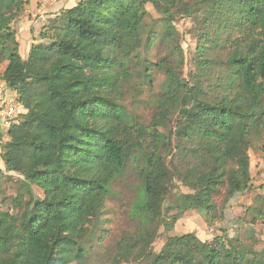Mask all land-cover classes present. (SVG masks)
<instances>
[{"label":"trees","instance_id":"trees-1","mask_svg":"<svg viewBox=\"0 0 264 264\" xmlns=\"http://www.w3.org/2000/svg\"><path fill=\"white\" fill-rule=\"evenodd\" d=\"M27 3L0 0V79L26 107L1 143L6 170L21 180L3 200L9 208L0 207V264L87 260L110 186L136 151L146 153L139 206L147 226L122 235L111 264H264V251L237 237L173 234L154 250L162 226L172 231L194 209L217 220L219 198L225 208L251 187L255 140L264 151V0H81L50 19L23 58L13 23ZM148 4L163 17L160 36L147 24ZM184 17L195 22L191 80L182 76L186 56L175 27ZM159 40L171 51L156 63L166 81L146 125L119 95L132 58ZM215 76L211 98L203 79ZM178 182L192 192L167 206Z\"/></svg>","mask_w":264,"mask_h":264},{"label":"rangeland","instance_id":"rangeland-1","mask_svg":"<svg viewBox=\"0 0 264 264\" xmlns=\"http://www.w3.org/2000/svg\"><path fill=\"white\" fill-rule=\"evenodd\" d=\"M147 9L149 12L146 19L147 24L152 29L154 36H160L164 27L163 17L152 4H148ZM43 13L45 14L44 9ZM175 27L178 30V38L186 56L182 76L185 80H191L196 71L194 56L197 40L191 32L195 27V22L190 17L179 18L175 22ZM170 51L171 48L166 43H160L159 40L152 48L147 47L140 50L139 57H133L131 60L132 76L121 89L119 102L141 124H150L158 113V99L164 91L166 74L156 63L162 58L169 57ZM139 59L145 61L140 62ZM1 68L3 65L0 66ZM203 80L204 87L210 91V97L213 98V91L218 88V76L211 80ZM170 129H174V122L168 126L167 131ZM2 130L7 129L0 128L3 137ZM6 141L7 137L5 136L0 140V152L2 151L1 143ZM261 149L262 142L255 140L250 150L251 187L242 194H236L225 208L222 203L223 199H218V203L223 208L222 217L211 220L203 211L189 210L183 214L172 231H165L163 226L160 228V234L154 243V250L160 251L169 235L194 232L201 239H213L216 236L237 237L245 247H251L259 252L264 251V151ZM145 155L144 151L134 152L124 172L111 184L102 217L93 229L94 236L86 245L88 259L81 264H111L112 256L116 252V245L122 235L125 232H135L139 227L147 224L145 212L139 206L143 191L140 170L145 165ZM0 168L6 174V177L2 178L0 182V207L7 209L9 205L3 200L17 192L21 176L6 170L1 155ZM36 191L37 196H43L42 189L36 187ZM189 192L192 190L188 186L178 182L176 190L169 195L166 205L174 207L177 203L178 193ZM176 211L172 208L171 215Z\"/></svg>","mask_w":264,"mask_h":264},{"label":"crops","instance_id":"crops-1","mask_svg":"<svg viewBox=\"0 0 264 264\" xmlns=\"http://www.w3.org/2000/svg\"><path fill=\"white\" fill-rule=\"evenodd\" d=\"M27 1L28 3L23 15L13 23L14 28H16L18 32V40L20 43L19 52L23 58H27L32 45L40 41V33L43 26L46 25L50 19L59 16L63 10L75 6L80 0ZM43 9L45 14H42ZM1 132H3V137H7L8 140L7 131L2 130Z\"/></svg>","mask_w":264,"mask_h":264},{"label":"built area","instance_id":"built-area-1","mask_svg":"<svg viewBox=\"0 0 264 264\" xmlns=\"http://www.w3.org/2000/svg\"><path fill=\"white\" fill-rule=\"evenodd\" d=\"M26 112L19 94L5 80L0 79V128L8 129L18 123Z\"/></svg>","mask_w":264,"mask_h":264}]
</instances>
